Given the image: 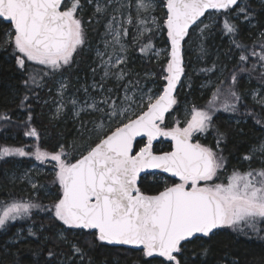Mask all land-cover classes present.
Wrapping results in <instances>:
<instances>
[{
  "label": "snow or ice",
  "instance_id": "6c2138e0",
  "mask_svg": "<svg viewBox=\"0 0 264 264\" xmlns=\"http://www.w3.org/2000/svg\"><path fill=\"white\" fill-rule=\"evenodd\" d=\"M113 2L107 0V4ZM62 4L63 0H0V22L10 24L3 44L13 47L14 53L18 54L16 63L21 69L26 61H31L51 69L53 73L58 72L72 64L74 54L85 44L82 20L77 16L80 0H71V6L63 10ZM124 7L130 5L120 3V8ZM163 7L166 16L161 25L154 16L148 19L155 9V0H135L136 40L153 31L147 27L149 24L167 31L170 50L167 63L162 68L164 74L161 79L166 82L162 92L153 95L151 89L147 93L138 89L137 99L131 81L124 85L122 97L118 94L112 96L113 89H107L105 93L103 84H94V89H101L102 98L90 97L91 103L86 100L74 112L77 117L82 112L98 113L91 129L86 128L87 122L81 123V135L88 133L87 147L74 162L66 158L63 145L56 152L41 150L38 145L32 152L24 148L0 147V159L31 155L41 163L54 162V183L60 189V196L51 207L15 200L0 205V228L5 227L8 221L28 217L34 208H41L64 225L66 231L80 230L107 245L131 246L142 250L145 258L159 259V264H187L181 259L186 244L196 239H210L220 229L241 233L249 229L257 234L264 230V167L249 168L244 172L234 169L224 182L221 172L227 159L221 154L223 149L220 145L226 134L218 132L215 149L192 142L196 133H204L212 127L213 112L219 110L215 105L222 93L220 85H217L207 110L193 108L185 127L166 126V113L177 103L173 92L184 73L182 45L191 26L210 10L216 13L234 10L237 19L242 15L243 20L250 23L253 18L250 4L248 0H164ZM95 11L103 14L106 6L97 0ZM126 22L131 23L132 17L129 16ZM105 27L112 37L111 41L105 42V49L112 45L113 53L97 52L104 70L101 79L115 76L121 81L128 75L119 68L126 63V58L115 55L113 61V56L117 45L120 52L125 50L121 34L127 36L128 29L123 28L116 16H112ZM206 28L208 25L205 24L201 33ZM223 30L231 37L234 47L240 50L238 71L232 72L231 84L223 89L225 102L222 104L223 111L236 112L237 104L242 101L241 94L235 90L239 73L251 75L257 65L264 69V31L259 33L257 51L255 47L249 50L236 39L239 32L237 24L225 19ZM153 50L150 39L140 47L143 55H149ZM154 54L159 57L163 52L155 51ZM105 55L108 57L106 60ZM251 57L256 58V63L251 68L245 67ZM112 69L117 70L113 72ZM30 79L37 87L40 86L34 77ZM259 79L264 84V71L260 72ZM64 87L61 84V88ZM27 99L25 96L21 105ZM253 99L264 105V99H257L255 92ZM72 103L76 106L77 101ZM0 119L9 117L0 114ZM256 122L262 123L258 118ZM25 135L38 138L34 128ZM161 137L172 142L171 151L157 154L153 142ZM137 138L143 139V146L138 150L140 141ZM94 140L98 142L93 145ZM258 152L264 157V142L253 146L243 159L250 162ZM261 162L264 163V158ZM148 170H154L153 174L157 171L168 174L178 182L169 184L166 180L162 191L146 194L139 181L141 173ZM28 234L32 236L35 232L30 228ZM57 239L69 243L63 232ZM71 250L83 261L85 253L81 247L72 243ZM207 254L208 249L205 248L202 255ZM48 255L52 257L54 253L49 251Z\"/></svg>",
  "mask_w": 264,
  "mask_h": 264
},
{
  "label": "trees",
  "instance_id": "16d2710c",
  "mask_svg": "<svg viewBox=\"0 0 264 264\" xmlns=\"http://www.w3.org/2000/svg\"><path fill=\"white\" fill-rule=\"evenodd\" d=\"M101 1L103 4L107 3V0ZM155 1L163 5V0ZM88 2L89 0H80V8L77 11L86 36L84 46L96 41L106 19V15H94ZM248 3L249 11L253 13L250 23L244 21L242 15L237 19L234 10H230L227 13H215L211 24L206 21V14L191 28L183 42L184 73L180 83V85L183 83V86L182 88L179 86L175 95L177 104L174 112L177 115L183 102H188L192 108L207 110L217 85H220L222 93L215 105L219 110L213 112L212 127L204 132V136L197 138L200 143L214 149L218 132L226 134L220 145L223 149L221 154L227 159L226 173L234 169L244 172L241 170L243 165H238L239 159L255 145V139L264 134V105L257 104L249 98L254 89L264 92V84L259 79L260 72L264 69L259 65L251 75L247 72L238 75L235 90L242 96V101L237 104L238 111L225 112L222 108L225 102L223 89L231 84L232 72L238 71L240 55V50L234 47L231 37L224 33L225 19L238 25L236 39L244 43L249 50L255 47L259 51V33L264 31V3L261 0H248ZM68 6H71V0H65L61 10ZM158 12L163 20L166 9L158 8ZM205 24L208 28L203 31L202 47L198 52H193L192 45L188 43L196 42L197 36L194 31L204 28ZM9 29V25L0 22V114H7L9 117L7 120L0 119V147L22 148L25 145L22 126L28 121L40 134L41 148L56 152L63 145L64 150H72L71 158L74 162L78 158L75 154L86 148L87 141L77 137L76 122L64 116L52 118V106L48 101L54 96L55 81L60 76L67 79L68 89L71 91L75 79L86 75L89 55L80 48L70 66L54 73L51 69L34 63H25V67L21 69L16 63L18 54L12 51L10 45L3 44L5 33ZM126 29L128 35L124 37L129 45V55L125 71L131 70L138 79L148 75L149 79L160 87L164 86L165 81L161 76L164 74L162 68L167 63V57L156 60L153 53L158 47H168L166 29L162 30L158 38L150 34L135 44L131 40L130 28ZM149 39L154 45L153 53L143 55L140 47L147 44ZM254 63L256 58L251 57L244 66L251 68ZM46 72L49 74L45 75ZM32 77L39 82V87L31 82ZM222 80L224 84H220ZM207 81H212L215 85L208 88L204 85ZM25 96L28 99L21 105ZM257 118L262 123H257ZM234 119L238 122L235 123ZM95 142L98 141L94 140L93 145ZM142 145L143 141H140L137 150ZM169 150L170 144L165 140L160 149L155 148L156 153ZM28 165L30 160L26 157L12 156L0 159V205L15 200L31 201L42 207H51L58 199L59 185L54 184L51 190L47 187L49 194L37 188L35 195L34 191L19 178V168ZM221 176L223 178L222 173ZM35 179L38 186H47L53 178L50 175H40ZM166 180L169 184L172 181L160 175H145L141 177L139 186L146 194H157L163 190ZM60 227V222L55 221L49 212L42 211L41 208H34L28 217L6 224L0 228V264H159V259L145 258L142 251L107 246L97 241L94 235L80 230H67L65 236L69 243L65 244L57 239L56 232ZM29 228L35 235L28 234ZM72 243L83 249L85 253L83 261L79 255L73 254ZM205 248L208 249L206 256L202 255ZM49 251L54 253L52 257H49ZM181 259L186 260L187 264H264V230L259 234L249 229H245L243 233L228 228L217 231L210 239H196L186 244Z\"/></svg>",
  "mask_w": 264,
  "mask_h": 264
},
{
  "label": "rangeland",
  "instance_id": "374dc122",
  "mask_svg": "<svg viewBox=\"0 0 264 264\" xmlns=\"http://www.w3.org/2000/svg\"><path fill=\"white\" fill-rule=\"evenodd\" d=\"M100 3L102 5L106 6V11L101 14V13H96L95 9H96V4H97V0H93L91 3L88 2V4L91 6V9L94 13V15L96 14H100V15H106V19L104 20L103 24H102V30L99 33L96 41L93 44L90 45H86V46H82L83 51L85 53H87L89 55V62L87 64V72L85 76H80L77 77L75 79V83L73 85V88L71 91H69L68 89V81L65 77L60 76L56 81H55V89H54V96L50 97L49 99V103L52 106V118L54 119H58L61 116H64L66 118H69L70 120L76 122V133H77V137L78 138H84L87 141V136L88 133L85 132L84 135H81V123L82 122H87L86 124V128L91 129L93 127V123L92 121L94 119H97L98 117V113H91V112H82L80 114L79 117L74 115L75 109L78 108L79 106H83L85 101L88 100L89 103H91V99L90 97H95L97 100L102 98V92L101 89L99 87L97 88H93V85H101L103 84V90L106 93L107 89H113L112 92V96H116L117 94L122 97L124 95V85L128 84L130 81L133 82V91L136 92V97L137 99H139V91L138 89H142L144 93H147L149 89L152 90V94L153 95H158L160 92H162L163 86L160 87V85H158L155 81L149 79L150 76L145 75L142 76L140 79L135 77V74L129 70L128 71V75L125 77L124 80L118 81L115 76H111L108 77L104 80H102L101 78L103 77L104 74V70L103 67L101 66V59L100 57L97 56V52H105L107 51L108 53H113V46L109 45V47L107 48V50L105 49V42L106 41H111L112 37L111 35L107 34V29L105 27V25L108 23V21L111 19L112 16H116V19L118 22H120V24H122L123 28H130V33H131V40L132 43L135 44L138 40H136V37L138 35V25L136 22V8H135V0H119V2H116V0H114V2L112 4H103V2L100 0ZM120 3H124L126 5H130V7H124V8H120ZM164 3V0H163ZM163 5L160 4L159 2L155 1V9L152 12L151 15L148 16V19L151 20L152 17L154 16L157 21L162 25L163 24V20L162 17L160 16L159 12H158V8H162ZM119 8V12L115 11V9ZM216 12L215 11H210L207 13V18L206 21L209 22L210 24L213 22L214 20V14ZM141 15H146L145 13H142ZM131 16L132 17V22L131 23H127V18ZM147 27H150L153 29L152 32H146L145 36H148L150 34H154L157 38L160 36L163 28L161 29H156L155 26L149 24L147 25ZM195 36H197V40L194 44H192V41H189V45L191 44L193 47V52H198L200 50V48L202 47V39H203V33H201V28L195 29L194 31ZM122 35V39H121V43L124 46V51L120 52L119 51V45L116 46V51L114 53L113 56V61L115 60V55H120V56H124L126 58V61L128 59V55H129V45L128 43L125 41V37ZM12 51H13V47L11 46ZM192 50V48H191ZM155 51H162L163 55L157 57L154 53ZM169 51L168 47H158L154 50L153 56L156 60L163 58L164 56L168 58L167 56V52ZM77 53H75L74 55H76ZM104 59H108L107 55L104 56ZM26 63H34L31 61H26ZM36 64V63H34ZM39 65V64H37ZM43 66V65H42ZM65 68V67H64ZM64 68H62L61 70H63ZM120 69H123L124 71L126 70V63L122 64L119 66ZM95 70V71H93ZM117 69H112L113 72H115ZM152 76V75H151ZM138 82V84H137ZM182 82V81H181ZM61 84L65 85V87L62 89L61 88ZM183 84V83H182ZM180 85V87L182 88L183 85ZM204 85L206 87H211L214 86L215 84L212 81H207L204 82ZM87 90V91H85ZM253 92L256 93V97L257 99H264V92L259 90V89H254L251 94L249 95V98L251 101L256 103V100L253 99ZM131 94V92L129 93ZM76 100L77 104L76 106L73 105L72 101ZM177 104V103H176ZM176 104L172 107V109H170L169 113L166 116V125H171L173 127H185L187 125V121L191 119V115H192V110L193 108L191 107V105L188 102H183L180 104V113L179 115H177L174 112V108L176 106ZM258 104V103H257ZM59 109V111H58ZM235 123H237L238 121L236 119L233 120ZM97 122H99L97 120ZM23 135L25 138V145L22 147L25 149V151L27 152H32L34 151L35 147L40 143V134L38 133V138L37 137H31V136H27L25 135L26 132L30 131L31 129H33V127L29 124L28 121H26L25 123H23ZM204 136V133H196L193 137V143L199 142L197 137H202ZM164 140L159 141L158 143H156L153 148L155 151L156 149H160L162 144H163ZM261 142H264V134H261L259 136V138L255 139V145L254 146H259L261 144ZM41 148V146H39ZM87 147V145H86ZM215 149V148H214ZM252 149V147L250 148ZM247 152V154L250 152ZM41 150L44 151H48L46 149L41 148ZM60 151V148L59 150ZM86 151V148L80 152V153H76L75 157H78L84 152ZM49 152V151H48ZM65 152L67 153L66 158L72 161L71 156L72 154V150H65ZM12 157V156H10ZM17 157H21V156H17ZM26 157L27 159L30 160V165L26 166V167H20L19 168V178L24 181L33 191L34 194L36 193V189L40 188L41 190H43L46 194H49V190L47 189V187H49V189L51 190V188H53L54 184V179H55V168H54V162L51 161H46L45 163H41L39 161H37L34 156H23ZM244 155L241 156V158L239 159V164L238 165H243V169H241L242 171H246L248 168L253 167V166H259V167H263L264 163H262V154L261 153H256L255 156L253 157V159L249 162L243 159ZM233 170H230L229 172L226 173L225 169L221 172L223 174V181L226 182L227 176L230 175L232 173ZM40 175H50L53 179L52 182H49L48 185H39L36 182L35 177L36 176H40ZM12 178H15L13 175H11ZM163 177V176H161ZM161 180H163V178H160ZM172 182H178V181H171ZM33 185H36V187L34 188ZM58 185V184H57ZM48 192V193H47ZM59 194H60V190H59ZM36 195V194H35ZM10 222H14V221H8L6 224L10 223ZM61 224V223H60ZM30 229V228H29ZM226 229V228H225ZM223 230V229H220ZM217 230V231H220ZM216 231V232H217ZM18 233H20V230L17 231ZM63 232L65 235V226L61 224V227L59 230H57L56 235L58 237V235Z\"/></svg>",
  "mask_w": 264,
  "mask_h": 264
},
{
  "label": "water",
  "instance_id": "95a60500",
  "mask_svg": "<svg viewBox=\"0 0 264 264\" xmlns=\"http://www.w3.org/2000/svg\"><path fill=\"white\" fill-rule=\"evenodd\" d=\"M64 1H65V0H63V2H64ZM210 11H214V10H210ZM210 11H209V12H210ZM206 14H207V13H206ZM206 14H205V15H206ZM203 18H204V16L200 18V21H201ZM198 22H199V21H198ZM198 22H197V23H198ZM5 24H7V23H5ZM7 25L10 26V24H7ZM194 25H196V24H194ZM194 25H192L191 28H192ZM191 28L189 29V31L191 30ZM168 49L170 50V45H169V43H168ZM182 55H183V45H182ZM183 66H184V58H183ZM182 77H183V74H182V76H181L180 81L177 83V87H176V89H175L174 92H173L174 97H175L176 92H177V90H178V88H179V86H180V83H181V81H182ZM165 83H166V82H165ZM165 83H164V85H165ZM163 87H164V86H163ZM162 90H163V89H162ZM169 111H170V110H169ZM168 113H169V112H168ZM168 113H166V115H167ZM137 139H138V141H143L142 138H137ZM161 140H165V141H168V142H169V144H170V150H169V151H171V144H172V142H171L169 139L164 138V137H161V138H159L157 141H154V142H153V146H154L156 143H158L159 141H161ZM142 146H143V145H142ZM161 153H162V152H161ZM157 154H159V153H157ZM153 172H154V170H148V171L145 172V173H141V177H143V176H145V175H160V176H163V177L169 178V179L172 180V181H175L174 178L169 177L168 174H165V173H159L158 171L156 172V174H153ZM104 244H106V243H104ZM106 245H107V244H106ZM107 246L114 247V248H126V249L133 250V251H142V250H139V249L133 248V247H131V246H122V245H107Z\"/></svg>",
  "mask_w": 264,
  "mask_h": 264
}]
</instances>
